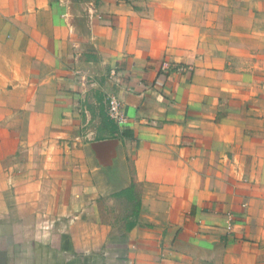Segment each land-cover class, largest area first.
Returning <instances> with one entry per match:
<instances>
[{"label":"crops","instance_id":"1","mask_svg":"<svg viewBox=\"0 0 264 264\" xmlns=\"http://www.w3.org/2000/svg\"><path fill=\"white\" fill-rule=\"evenodd\" d=\"M262 213L264 0H0V264H208Z\"/></svg>","mask_w":264,"mask_h":264},{"label":"rangeland","instance_id":"2","mask_svg":"<svg viewBox=\"0 0 264 264\" xmlns=\"http://www.w3.org/2000/svg\"><path fill=\"white\" fill-rule=\"evenodd\" d=\"M105 204L108 207L107 216L110 222H115L114 219L120 218L122 221H125V218H128L133 212V204L127 206L123 201L115 200V202L106 201ZM254 230L255 234L260 232L264 233V214L262 213L259 217L256 215L254 221ZM119 230V229H117ZM122 230V229H121ZM229 235V234H228ZM223 247L219 249L218 256L215 260L208 261V264H264V242L256 243L253 240L248 239H234L233 242L223 243ZM198 252H201V255H209V251L205 252V248L195 249ZM191 251L194 254L193 250Z\"/></svg>","mask_w":264,"mask_h":264},{"label":"built area","instance_id":"3","mask_svg":"<svg viewBox=\"0 0 264 264\" xmlns=\"http://www.w3.org/2000/svg\"><path fill=\"white\" fill-rule=\"evenodd\" d=\"M106 110L109 119L118 127L128 124V119L124 113V103L117 95H111L106 102Z\"/></svg>","mask_w":264,"mask_h":264},{"label":"trees","instance_id":"4","mask_svg":"<svg viewBox=\"0 0 264 264\" xmlns=\"http://www.w3.org/2000/svg\"><path fill=\"white\" fill-rule=\"evenodd\" d=\"M107 118H108V120H110L108 115H107ZM110 122H112V121L110 120ZM135 190H136V186L132 185V187L130 189L115 195V197H122V196L127 195L130 198H132L133 200H137V212H135V216L138 217L139 211H140V208H141V202L139 201V199H136V197L134 196L135 195Z\"/></svg>","mask_w":264,"mask_h":264}]
</instances>
